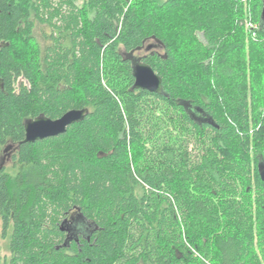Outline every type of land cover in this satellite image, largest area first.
<instances>
[{
  "label": "trees",
  "instance_id": "trees-1",
  "mask_svg": "<svg viewBox=\"0 0 264 264\" xmlns=\"http://www.w3.org/2000/svg\"><path fill=\"white\" fill-rule=\"evenodd\" d=\"M262 2L0 0V264H264ZM149 42L161 94L133 88Z\"/></svg>",
  "mask_w": 264,
  "mask_h": 264
},
{
  "label": "water",
  "instance_id": "water-1",
  "mask_svg": "<svg viewBox=\"0 0 264 264\" xmlns=\"http://www.w3.org/2000/svg\"><path fill=\"white\" fill-rule=\"evenodd\" d=\"M261 21L264 23V0L262 2V8L260 13ZM155 46H148L146 52ZM132 57V75L134 78L135 90H143L149 93L161 94L162 93V81L161 78L155 74L152 68L141 62V58L130 54ZM196 112L200 113L202 117H207L202 110L195 108L194 112H190L194 115ZM88 114L87 109L71 110L66 112L62 117L56 120H51L45 116H39L35 119H27L23 123L24 127V140L23 143H34L36 141H42L49 138H54L62 135L66 132L67 128L73 124L79 123L84 120ZM203 122L210 123V119H202ZM12 149L11 145H8L3 150L5 154L8 150ZM4 159H1L0 169L3 167ZM258 176L260 181L264 184V162L258 165ZM72 222L65 220L61 226V230L67 231L69 234L68 240H71L74 233L79 232L82 227L86 225L84 218L81 215L74 214L71 217ZM80 227V228H79ZM66 246V243H65Z\"/></svg>",
  "mask_w": 264,
  "mask_h": 264
},
{
  "label": "rangeland",
  "instance_id": "rangeland-1",
  "mask_svg": "<svg viewBox=\"0 0 264 264\" xmlns=\"http://www.w3.org/2000/svg\"><path fill=\"white\" fill-rule=\"evenodd\" d=\"M250 28H251V26L247 22L245 24V29H247V31H248V29H250ZM44 32H46V33L48 32V29L46 27L40 26L38 24L35 25V28L33 30V35L36 38V40H37V42H38V44H39V46H40V48L42 50H44L46 48V46L48 45V43L43 39V36H42V33H44ZM148 46H155V44L153 42H149L147 44V46H145V49H143L140 52H137L135 55L138 57V56H141V55L145 54L146 53V48ZM152 50H154V51L156 50V51L160 52V49H158V47H156V46L154 48L150 49L148 52H150ZM19 51H20V53H25L24 49H22V48H20ZM10 155H11V153L10 154L5 153L4 156H3L4 166H5L4 168H6L7 170H9L11 168V164H12L11 161H10ZM259 163H262V162H259ZM259 163H258V165H259ZM258 165H257V167H255L254 164H253V166H252V168L250 170L249 177L252 180L253 184L255 183V180L253 179L254 173H255V171L258 173ZM0 249H1V252H0V256L1 257H3V256L8 254L7 251H6V243L2 239H0Z\"/></svg>",
  "mask_w": 264,
  "mask_h": 264
},
{
  "label": "built area",
  "instance_id": "built-area-1",
  "mask_svg": "<svg viewBox=\"0 0 264 264\" xmlns=\"http://www.w3.org/2000/svg\"><path fill=\"white\" fill-rule=\"evenodd\" d=\"M250 26H251L252 29H255V26H253V25H250Z\"/></svg>",
  "mask_w": 264,
  "mask_h": 264
},
{
  "label": "flooded vegetation",
  "instance_id": "flooded-vegetation-1",
  "mask_svg": "<svg viewBox=\"0 0 264 264\" xmlns=\"http://www.w3.org/2000/svg\"><path fill=\"white\" fill-rule=\"evenodd\" d=\"M71 217H72V215L69 217V221H70V222H72Z\"/></svg>",
  "mask_w": 264,
  "mask_h": 264
}]
</instances>
